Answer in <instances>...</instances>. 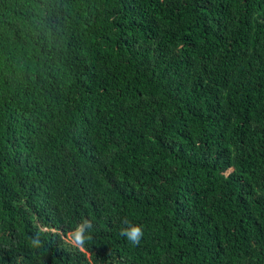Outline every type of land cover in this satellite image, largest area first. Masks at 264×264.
<instances>
[{"label":"trees","instance_id":"1","mask_svg":"<svg viewBox=\"0 0 264 264\" xmlns=\"http://www.w3.org/2000/svg\"><path fill=\"white\" fill-rule=\"evenodd\" d=\"M0 264H264V0H0Z\"/></svg>","mask_w":264,"mask_h":264},{"label":"clouds","instance_id":"2","mask_svg":"<svg viewBox=\"0 0 264 264\" xmlns=\"http://www.w3.org/2000/svg\"><path fill=\"white\" fill-rule=\"evenodd\" d=\"M92 228L93 222L91 219H82L72 231H69L67 235L63 237L64 243L80 252L86 253L87 250L85 245L90 239L89 233ZM119 234L133 245H139L144 231L140 225L129 222L126 227L121 228ZM31 244L35 247H39L41 244L39 237L33 238Z\"/></svg>","mask_w":264,"mask_h":264}]
</instances>
